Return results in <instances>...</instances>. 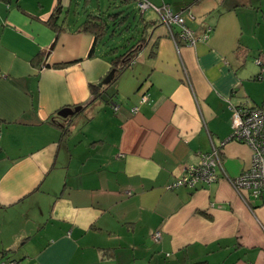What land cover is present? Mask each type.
Returning <instances> with one entry per match:
<instances>
[{"label": "crops", "instance_id": "0c3cea01", "mask_svg": "<svg viewBox=\"0 0 264 264\" xmlns=\"http://www.w3.org/2000/svg\"><path fill=\"white\" fill-rule=\"evenodd\" d=\"M81 1L86 16L93 1ZM148 1L180 12L199 40L175 43L150 8L142 49L109 89L113 102L73 115L63 137L53 116L87 105L91 83L111 70L107 50L88 55L85 18L71 19L80 0H0V258L264 264V193L251 209L230 180L253 154L231 139L230 105L264 106L255 61H264V0ZM59 2L57 30L49 19ZM214 145L226 174L170 187Z\"/></svg>", "mask_w": 264, "mask_h": 264}, {"label": "built area", "instance_id": "2783aa9c", "mask_svg": "<svg viewBox=\"0 0 264 264\" xmlns=\"http://www.w3.org/2000/svg\"><path fill=\"white\" fill-rule=\"evenodd\" d=\"M138 9L141 13L149 8L156 10L162 18L163 24L167 27L171 38L178 44L179 38L188 44H195L199 38L195 31L187 25L184 16L174 11L170 5H154L148 0H138ZM194 18L193 14H190ZM176 26L179 34L176 35ZM208 35L205 34V37ZM256 63L261 71L258 78H264V61L261 56L256 57ZM141 101L148 100V95L143 94ZM232 109V133L231 139L243 141L252 149V161L248 168L244 169L238 176L230 178L233 186L252 209L253 201L260 198L264 193V106L230 105ZM114 108L118 106L115 104ZM133 110H137L134 107ZM220 169V170H219ZM219 171L226 174L222 148L217 145L209 152L200 154V162L196 165H188L185 173L170 187L178 185L198 186L200 183L213 182L219 178ZM153 239L160 241L161 231L153 233ZM0 264H18L17 261L0 258Z\"/></svg>", "mask_w": 264, "mask_h": 264}, {"label": "trees", "instance_id": "16d2710c", "mask_svg": "<svg viewBox=\"0 0 264 264\" xmlns=\"http://www.w3.org/2000/svg\"><path fill=\"white\" fill-rule=\"evenodd\" d=\"M9 1V0H5ZM93 0H84V5L88 6L91 4ZM99 1L97 0L98 7ZM137 0H120L119 6L128 7L130 4H133ZM110 7L117 6L115 2L109 0ZM138 8V7H137ZM62 6L60 2L56 5L54 12L49 19V23L51 26L56 28L57 30L64 28V26L58 22L59 15L61 14ZM86 16L85 19L78 25V30L89 32L93 35V44L89 51V56H92L95 53V49L98 45L106 42L110 37L117 35L118 33H122L123 31H130L132 29V25L130 22V12L126 9H120L115 12H108L106 9L104 12H101L100 8L97 12L89 11V9L85 10ZM141 20L144 19L141 14ZM179 34V31H176V35ZM145 41L143 33L140 38H137L135 34L131 35L126 43L114 47H110L106 54L108 55L109 62L111 64V69H115V75L113 80L109 84L100 85L99 82L91 83L90 89L92 93V97L87 105H83L81 110L76 112L75 115L83 112L84 109L91 103L95 101L105 98V102L112 103L114 98L117 96V91L110 92L109 89L116 82L120 74L130 67L138 53L142 49ZM147 41V40H146ZM58 64V66L66 65ZM115 105V104H113ZM58 119H62L64 122H58ZM72 116L67 118H63L58 114L53 116V121L58 122L63 127L62 136L68 135L70 131V126L72 123ZM69 120V122H66Z\"/></svg>", "mask_w": 264, "mask_h": 264}, {"label": "rangeland", "instance_id": "374dc122", "mask_svg": "<svg viewBox=\"0 0 264 264\" xmlns=\"http://www.w3.org/2000/svg\"><path fill=\"white\" fill-rule=\"evenodd\" d=\"M111 1L115 2L117 6H112L109 8L110 6L109 0L99 1V8L101 12H104L106 9H108V12L110 13L118 11L120 9H126L127 11L130 12V22L132 25V29L130 31H123L121 34L118 33L117 35L110 37L106 42L100 45L99 49L103 48L104 50H108L110 47H114V46H118V45H122L126 43V40L133 34H135L137 38H140L143 32V25L140 19L142 13L137 8L135 3L130 4V6L126 8L124 6H119L120 0H111ZM82 3L83 2L80 0V3L77 5V13L76 14H74V12L71 13V19H80V21H82L85 18L84 8H83ZM75 8H76V4L73 5L72 11H74ZM99 8H98L97 0H93V3L88 7L89 11L93 10L95 12H97ZM150 14L152 15L153 11L152 9L149 8L147 9L146 12H143L142 15L144 18L150 19L149 18ZM104 101H105V98H102V99L97 100V103H104Z\"/></svg>", "mask_w": 264, "mask_h": 264}, {"label": "water", "instance_id": "95a60500", "mask_svg": "<svg viewBox=\"0 0 264 264\" xmlns=\"http://www.w3.org/2000/svg\"><path fill=\"white\" fill-rule=\"evenodd\" d=\"M114 75H115V69H111L110 72L99 81V84L101 86L105 84H109L113 80ZM81 108L82 105H76L74 107L66 106L59 110L58 115L63 118H67L69 116L75 115V113L80 111Z\"/></svg>", "mask_w": 264, "mask_h": 264}]
</instances>
